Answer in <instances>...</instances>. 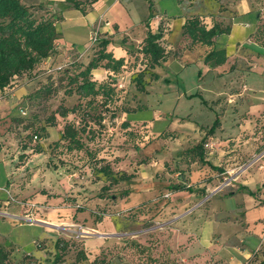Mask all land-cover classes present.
<instances>
[{
	"label": "rangeland",
	"instance_id": "obj_1",
	"mask_svg": "<svg viewBox=\"0 0 264 264\" xmlns=\"http://www.w3.org/2000/svg\"><path fill=\"white\" fill-rule=\"evenodd\" d=\"M233 1L119 0L107 16L109 36L88 28L84 18H64L43 3L23 0L43 5L35 16L52 15L59 39L49 58L15 77L0 93V246L8 253L7 264L264 260V117L253 108L254 97L264 92V48L246 45L232 74L219 75L216 66L202 62L183 70L162 65L154 70L157 81L146 70L145 92H137L134 85L136 75L145 69L136 48L142 21L149 19L156 30L166 17L168 38L175 42L181 21L191 15L221 16L231 24L227 2ZM150 13L156 16L149 18ZM251 13L264 17V7ZM99 26H105L103 21ZM227 38L221 36L219 42ZM102 39H110L114 51L133 52L120 74L111 75L116 102L104 105L96 98L86 106V100L66 91L77 65L90 61ZM247 59L254 70L246 69ZM107 77L100 68L92 74L97 82ZM242 82L251 101L247 97L228 104L216 101L217 93L228 98ZM39 89L42 97L30 96ZM79 103L82 108L75 115L62 119L57 114L61 107L71 109ZM114 107L118 113L111 118ZM100 115L101 126L95 122ZM216 119L220 126L214 131L218 139L211 152L222 146L233 150L221 161L223 172L198 163L186 165L180 154L199 142ZM123 121L128 128L120 127ZM66 122L87 132L91 127L83 136L87 151L67 153L55 146ZM34 134L40 137L36 142ZM229 155L236 159L228 160ZM96 159L109 161L115 172L131 178L102 191L108 182L92 170ZM171 183L205 187V195L172 193L166 188ZM252 219L255 228L248 224ZM57 241H62L58 250Z\"/></svg>",
	"mask_w": 264,
	"mask_h": 264
},
{
	"label": "trees",
	"instance_id": "obj_2",
	"mask_svg": "<svg viewBox=\"0 0 264 264\" xmlns=\"http://www.w3.org/2000/svg\"><path fill=\"white\" fill-rule=\"evenodd\" d=\"M96 1L64 0L68 8L77 11L81 16H86ZM42 7L43 5H28L23 0H0V93L10 86L15 77L32 72L55 51V43L59 39L55 26L56 20L53 19L52 15L35 16V11ZM153 17L154 14L150 13L149 18ZM148 21L149 19L145 22V37L137 50V53L142 55V59L145 61V69L140 71L134 78L137 92H145L143 79L147 69L152 72L150 73V78L153 81L159 79V75L154 70L157 67H161L167 57L163 45L162 21H160L156 32L150 30ZM230 32V25L214 19H212V25L208 27L204 22V18L199 15L187 17L182 25V35L189 40V47L197 44L212 47L217 36L229 35ZM251 37L257 44L264 46V23L256 26ZM110 43V39H102L99 42V49L90 61L87 64L81 63L77 65L76 74L70 78L71 87L66 91L68 96L72 94L79 96L80 99L86 100V106L93 104L96 98H100V102L104 105L116 102L115 79L111 75H108L107 81L97 82L92 79L93 70L104 69L116 76L125 67L124 58L116 59L107 50ZM132 52L133 50L131 49L126 50L127 55L131 56ZM226 60L227 54L225 49L212 48L203 58V63L220 66ZM42 92L43 89H39L31 93L30 96L40 98L42 97ZM80 108H82L80 103L71 109L61 107L57 114L62 119H66L68 115H75ZM114 109L115 111L111 114V118H115L118 113L116 107ZM103 119V116L100 115L95 122H98L100 125ZM219 126L220 122L216 119L213 125L206 130L205 136L199 142L188 147L180 154L181 160L186 165L198 163L200 165H207L212 170L223 172L221 168L215 167L205 160V149L208 138L213 136L215 129ZM120 127L126 129L129 125L127 121H123ZM86 130V128H77L72 122H66L60 139L55 143V146H62L67 153L87 151L86 145L83 142ZM91 130V127H88L87 135ZM39 139L38 134L32 136L33 142ZM98 163L102 165L97 167ZM94 164L92 170L101 174L108 182V185H104L101 188L102 191L108 190L110 186L118 185L131 178L126 173L115 172L111 163L105 159H96V163ZM179 173L181 174V170H179ZM166 188L172 193L187 192L205 195V187L194 189L186 183H171ZM261 204L264 205V202ZM60 242L62 241L56 242V249ZM55 256L56 259L60 258L59 253H56ZM7 263L8 253L0 246V264ZM258 264H264V260Z\"/></svg>",
	"mask_w": 264,
	"mask_h": 264
},
{
	"label": "crops",
	"instance_id": "obj_3",
	"mask_svg": "<svg viewBox=\"0 0 264 264\" xmlns=\"http://www.w3.org/2000/svg\"><path fill=\"white\" fill-rule=\"evenodd\" d=\"M25 1L30 4L31 3L33 4L43 3L44 6L51 7V9H53V12L61 13L60 15H62L64 18H66V16L70 18H78V17L84 18L85 24L88 28L92 27L96 30H99L102 33H107L109 36L111 34V25H110L109 20L107 19V16L112 8L114 7L116 8L117 6H119V3H118L119 0H109L108 2L98 0L95 4L92 5L91 10L86 16H81L77 11L68 8L64 0H25ZM179 1H182V0H178V2ZM227 3L229 7L232 8L231 16H230L231 24H227L231 26V32L229 35L217 36L215 38V41L212 47H206L200 44L189 47V40L182 35V25L184 24L185 19L187 17H185V19L182 20L180 23V28H181L180 36H179L180 38L176 40L175 42H172L168 38L169 37L168 35L170 34L169 21L166 17H162L160 21H162V28H163V41H164L163 45L167 53L166 61L163 62L162 65H170L175 70L176 69L183 70L187 66H191L194 64H200L201 62L203 63V58L212 48L225 49L226 54H227L226 62L222 66L220 65V66H216L213 68L217 71L220 70L219 75H224L227 73L232 74L233 71L238 69L237 55H240L242 53L246 45L253 46L254 44V45L259 46L260 48H264V46L257 44L251 37L256 29V26H257L256 24L264 23V19H262V21H257L258 18H264L263 16L257 17V15H253V13L251 12L254 10V8L257 10L261 7H264V0H234L233 2H227ZM155 16L156 15L154 14V17ZM191 16H194V15H191ZM199 16L204 18V22L208 25V27L212 25V19L226 24L223 18H221V16L210 15L209 18L207 16H202L200 14ZM102 21L105 25L104 27L99 26V22H102ZM146 21L147 20L141 22V25L144 27V30L141 36H139L140 38L138 39V44L136 48L139 47V45L141 44L142 40L145 37V32H146L145 22ZM149 28L152 32L157 31V28L156 30L151 29L150 26ZM221 36L228 37L227 40H225V43L219 42L220 40L219 38ZM107 50L111 52L114 58L116 59H119V58L125 59L127 57L126 51L123 50L122 48H118L116 51H114L108 45ZM246 63H247L246 69L251 68L254 70L253 65H251L250 60L247 59ZM212 66H215V65H212ZM96 70H93V71H96ZM104 72L107 76L112 75V73L106 70H104ZM248 93L249 91L246 88V84L242 82L239 88H235L230 92L228 98H223V97L221 98L222 92L217 93L216 95L218 96V99L216 101L228 104V103H234L235 100H243L245 97H247L248 100H250L253 98V96H250V94ZM262 94H263L262 96L254 97V99L256 98L257 105L253 106V108L256 107V111L258 112L259 117L261 116L264 117V92H262ZM251 126L252 124H250V127ZM242 132H244V130ZM242 132L240 131L239 133H242ZM214 137L215 136L213 135L208 138V143L205 149L206 151L205 160L209 164L215 167H219L221 166V161L225 159V156L233 152V150L229 149V151H226V149L221 145L222 147L220 148L216 147L215 150L211 152V150H213L214 141L218 139ZM235 159H236L235 156H230V155L228 156V160L234 161ZM204 166L208 167L207 165H204ZM248 224L254 226V219L249 220ZM255 227L256 226H254L253 228ZM238 254H239L238 256H240L242 252H238ZM182 260L184 261V259Z\"/></svg>",
	"mask_w": 264,
	"mask_h": 264
}]
</instances>
